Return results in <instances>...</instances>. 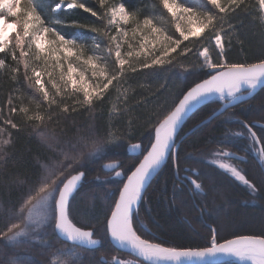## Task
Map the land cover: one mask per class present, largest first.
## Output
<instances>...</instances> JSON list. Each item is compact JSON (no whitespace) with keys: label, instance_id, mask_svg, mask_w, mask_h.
Wrapping results in <instances>:
<instances>
[{"label":"snow or ice","instance_id":"snow-or-ice-1","mask_svg":"<svg viewBox=\"0 0 264 264\" xmlns=\"http://www.w3.org/2000/svg\"><path fill=\"white\" fill-rule=\"evenodd\" d=\"M75 10L95 19L88 24L68 19L67 14ZM58 14L61 18L51 19ZM245 16L258 20L264 34V0H152L150 10L142 2L132 6L128 0H93L91 5L87 0H0V82L12 85L7 113L5 105H0V164L6 165L10 158L9 148L14 143L11 130L38 138L44 149L37 153L31 175H18L8 186L16 192V199L5 202L0 197V264H28L16 249L48 236L63 241L57 251L68 258L65 264H220L219 258L228 256L264 264V235L218 242L212 228L207 246H166L150 231H143L147 225L139 212L154 174L170 163L179 175V132L189 114L216 97L223 105L219 113L223 116L264 86V55L251 63L228 59L233 38L239 34L234 21ZM193 53L198 58L195 65L179 62ZM154 67H179L180 79L192 74L203 78L193 81L187 90L170 94V102L159 105L161 111L139 116L134 112L138 105L128 104V92L121 87L129 82L130 74ZM2 87L0 84V91ZM114 89L116 101L123 99L119 106L111 105L103 126L93 123L86 135L71 138L67 129H49L50 124L74 122V114L81 110L94 111ZM165 103L169 105L166 109ZM121 117L125 129L117 123ZM139 120L145 121L140 136L146 134V142L141 138L127 144L132 154L130 165L120 171L118 162L101 165V170L122 178L118 194H105L112 200L102 222L105 236L117 252H127L135 259H97L95 252L102 243L94 238L98 229L91 223L75 221L72 201L87 164L104 159L109 149L124 147L125 141L133 140ZM239 123L264 165V137L258 136L249 123ZM244 135L243 131L235 133L237 137ZM228 139L225 137V142ZM212 157L211 163L251 194L264 190V180L258 189L241 169L225 162V158L241 161L243 157L222 148ZM184 171L190 173L184 180L193 195L207 197L209 192L198 179L200 173L190 168ZM46 246L51 247L50 241ZM78 248L92 254L87 261L83 256L73 259Z\"/></svg>","mask_w":264,"mask_h":264},{"label":"trees","instance_id":"trees-1","mask_svg":"<svg viewBox=\"0 0 264 264\" xmlns=\"http://www.w3.org/2000/svg\"><path fill=\"white\" fill-rule=\"evenodd\" d=\"M87 2L90 5L93 4V0H87ZM110 2L118 3L119 0H110ZM140 2L148 5L149 10L151 9L152 0H128L132 6ZM57 18H61V14L51 17L53 20ZM67 18L80 20L85 24L95 19L80 10L69 12ZM234 23L239 29V34L238 38H233L228 59L232 62H255L257 58L264 55V34L261 32L259 21H253L251 17L245 16L235 20ZM197 61L198 58L193 53L181 58L179 62L191 66ZM180 72L179 67L143 69L138 73L130 74L129 82L123 84L121 91L127 90L130 106L138 105L134 107L137 115L144 117L154 115L162 110L159 107L161 102H170V94L187 90L193 81L203 78L198 74H192L188 75L187 79H180L177 77ZM0 84L3 85L0 91V105H5L4 111L7 113L8 89L12 85L8 82H0ZM164 85L166 88H162ZM116 96L117 92L114 89L109 99L94 111L81 110L78 115L74 114V122L70 119L67 124L50 125L57 131L67 129L69 138L86 135L89 125L95 123L97 126H103L105 124L113 103L119 106L123 98L118 102L115 99ZM168 106V103L163 105L165 109ZM219 107V102L211 100L186 120L179 132L181 140L179 175L177 176L176 170L170 163L164 165L150 182L145 194L146 200L139 205L140 219L147 225L143 231H150L153 236L163 240L166 246L181 248L207 246L212 228L216 229L218 242L241 235H264V223L258 220L261 214L264 215V190L251 194L244 185L221 169L198 159L199 156H204L211 150L221 148L241 156L244 159L234 160L235 164L247 178L257 184L258 189L260 188L261 181L264 180V168L249 149L247 150V143L243 136L237 137L235 133L245 130L239 123L244 121L253 126L258 136L264 137V86L245 103L229 108L223 116L219 114L220 112L216 113ZM213 112H215L214 117ZM16 119L19 120V117ZM117 123L121 129H125L123 117ZM138 124L140 127L137 128V134L133 140L125 141L124 147L109 149L104 159L87 164L86 175L72 201L75 221L78 224L91 223L98 229L94 238L100 239L102 243L97 246L95 252L97 259L101 256L104 260L113 256H125L109 244L102 223L104 214L112 202L111 198L106 197L105 194L116 193V189L121 186L122 178L111 180L107 184L102 183L111 175V172L101 170V165L106 162H118L122 165V168L117 169L118 171L130 165L132 154L127 151V144L136 143L141 138L146 142V134L145 137L140 136V132L144 130L145 121L139 120ZM11 131H13L14 143L9 148L10 158L6 165L0 164V197L5 202L16 199V192L8 187L11 182L18 175L20 177L31 175L37 153L44 151L41 144L37 142L38 138L30 137L26 132ZM225 137L229 138L228 142H225ZM186 168L200 173L198 179L203 182L205 191L209 192L207 197L193 195L190 185L184 180L186 175H190L184 171ZM97 177L101 182L97 180ZM105 187L111 189L106 191ZM252 197L255 198V203L250 202ZM201 209H204L203 212ZM49 241L51 247L46 246ZM62 247L61 240L56 239L55 236H48L36 239L32 245L16 249V251L25 256L28 264H65L68 258L57 251ZM75 251L78 256L73 259L83 256L87 261L92 255L83 248ZM220 264L236 263L220 262Z\"/></svg>","mask_w":264,"mask_h":264},{"label":"rangeland","instance_id":"rangeland-1","mask_svg":"<svg viewBox=\"0 0 264 264\" xmlns=\"http://www.w3.org/2000/svg\"><path fill=\"white\" fill-rule=\"evenodd\" d=\"M252 2L254 3V0H252ZM171 21L169 20L168 21V24L171 26ZM171 30L172 31H175V29H174V26H172V28H171ZM178 35V34H177ZM209 102V101H208ZM207 102V103H208ZM217 102H219V105H220V107H219V109H218V111L217 112H221V111H223V105H222V103L220 102V101H217ZM216 112V113H217ZM48 127H49V129H53L54 127H52L51 125H48ZM244 133H245V135L243 136V138H244V140H246V143H247V150L249 149V151H250V153L253 155V156H255L256 158H257V160H259V157H258V155H257V153L255 152V151H253V149L249 146V141L246 139V130H244L243 131ZM218 150V149H217ZM216 149H214V150H211V151H209V152H207L204 156H199V158L198 159H201V160H203V161H205V162H208V163H210V164H212V165H214L213 163H211L210 161L213 159V157H212V153L213 152H215V151H217ZM260 161V160H259ZM225 162H227V163H231V164H234L235 166H237L236 164H235V161L234 160H232V159H228V158H225ZM262 165V164H261ZM215 166V165H214ZM262 167L264 168V165H262ZM218 168V167H217ZM118 171V170H117ZM223 171V170H222ZM224 172V171H223ZM226 173V172H225ZM227 174V173H226ZM229 175V174H228ZM230 176V175H229ZM108 177H112V179L111 180H115V179H117L118 177H115L114 176V173L113 172H111V175L110 176H108ZM107 177V178H108ZM231 177V176H230ZM106 178V179H107ZM100 182H101V180H99ZM104 181V180H103ZM238 182V181H237ZM238 183H240V182H238ZM111 188L110 187H105V190L106 191H109ZM250 202L251 203H255V198L254 197H252V199L250 200ZM260 222H262V223H264V215H262L261 214V216H260V218L258 219ZM117 258L118 259H121V260H124V261H128V260H134V259H132V258H129V257H126V256H117ZM111 259H112V257L111 258H109L108 260H106V261H111Z\"/></svg>","mask_w":264,"mask_h":264},{"label":"bare ground","instance_id":"bare-ground-1","mask_svg":"<svg viewBox=\"0 0 264 264\" xmlns=\"http://www.w3.org/2000/svg\"><path fill=\"white\" fill-rule=\"evenodd\" d=\"M257 89H258V88H257ZM257 89H256V91L253 93V95L258 91ZM209 100H210V101H211V100L219 101L216 97H211V98H209ZM199 108H200V107H199ZM199 108H198V109H199ZM198 109H196V110H198ZM196 110H195V111H196ZM195 111H194V112H195ZM194 112H193V113H194ZM193 113H192V114H193ZM192 114H191V115H192ZM191 115H190V116H191ZM190 116H189V117H190ZM189 117H188V118H189ZM106 163H112V162H106ZM104 164H105V163H104ZM103 171H104V170H103ZM104 172H106V171H104ZM110 172H111V171H110ZM107 173H108V172H107ZM124 179H126V176L124 177ZM121 186H122V185H121ZM117 194H118V193H117ZM232 238H233V237H232ZM229 239H231V238H229ZM107 240H108V238H107ZM226 240H228V239H226ZM62 242H63V241H62ZM108 242H109V240H108ZM109 244H110V243H109ZM110 245H111V244H110ZM115 250H116V249H115ZM120 253H121V254H124L126 257H129V258L135 259L134 257H132V256L129 255V254H126V253H123V252H120ZM219 261H220V262H233V263H236V264H250V262L239 261V260H237L235 257H231V256H228V257H220V258H219Z\"/></svg>","mask_w":264,"mask_h":264},{"label":"water","instance_id":"water-1","mask_svg":"<svg viewBox=\"0 0 264 264\" xmlns=\"http://www.w3.org/2000/svg\"><path fill=\"white\" fill-rule=\"evenodd\" d=\"M262 87H263V86H262ZM260 88H261V87H260ZM260 88H258L257 90H259ZM208 101H210V100L208 99V100L204 101V102H203L201 105H199L196 109H198L199 107L203 106V105L206 104ZM196 109H195V110H196ZM195 110H193V112H194ZM193 112H192V113H193ZM192 113H190L189 116H190ZM217 113H218V112H217ZM187 119H188V117L186 118V120H187ZM208 119H209V118H208ZM208 119H207V120H208ZM207 120H205V121H207ZM203 122H204V121H203ZM190 131H191V130H190ZM106 172H110V171H106ZM155 175H156V174H154L153 178L155 177ZM153 178H152V179H153ZM152 179H151V181H152ZM241 236H252V235H241ZM236 237H238V236H236ZM236 237H233V238H231V239H235ZM61 241H62V240H61ZM222 242H223V241H222ZM109 243H110V242H109ZM110 244H111V243H110ZM111 246H112L114 249H116L112 244H111ZM123 253L128 254L127 252H123Z\"/></svg>","mask_w":264,"mask_h":264}]
</instances>
